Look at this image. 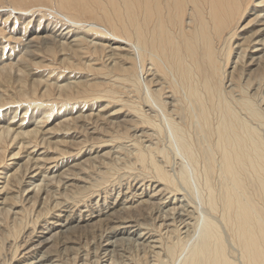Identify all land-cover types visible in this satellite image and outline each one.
Returning <instances> with one entry per match:
<instances>
[{"label":"bare ground","instance_id":"bare-ground-1","mask_svg":"<svg viewBox=\"0 0 264 264\" xmlns=\"http://www.w3.org/2000/svg\"><path fill=\"white\" fill-rule=\"evenodd\" d=\"M250 1L252 0L56 1V17L77 29L96 35V39L88 40L85 38L88 36L74 34L75 41L86 44L88 47L85 48L91 54L108 56L111 62L110 66L96 68L88 60L74 64L71 60L67 62L63 59L60 66L63 64L65 68L72 70L83 69L92 74L96 72L98 76H111V79L59 84L51 83L48 77L32 79L29 83L15 77L18 86L13 88L12 98L25 102L40 101L37 106L40 115L37 118L28 117L30 125L23 126L25 118L18 120V125L13 124L14 113L9 123L5 122L0 126V166H5L6 152L13 146L16 151L11 152V157L19 156L29 147L45 146L48 151L45 148L47 153L36 158L27 157L26 163L29 162L30 166L25 167V172H32L27 183L31 190L22 189L14 197L6 196L2 202L0 264H11L22 251H26L22 256L23 260L31 261L35 259L34 254L37 256L49 243H57L56 239L63 238L66 233L68 235V232L84 227H98L104 221L101 217L115 216L120 211L130 213L132 217L146 216L150 223L140 224L132 218L133 220H122L127 223L126 227L118 225L103 229L104 232L110 231H107L97 246L99 264H115L112 254L117 245L126 243L128 246L133 245L140 257L133 259L135 262L127 257L126 262H119L121 264H166L164 262L167 260L164 258L169 259L172 264H264V31L256 30L250 35L245 33L250 24L264 23V0H255L254 6L249 10L253 12L248 16L251 19L241 25ZM60 11H74L83 21ZM50 31L44 29L41 33L43 36L40 32L32 31L25 38L27 44L42 43L43 52L49 55L57 54V47L63 52L66 46L72 49V56L78 55L73 49L74 44L73 47L70 45L72 42L67 43L62 34L61 37L55 36ZM258 32L260 37L256 36ZM56 38L59 40L56 41ZM101 38L105 42H100ZM61 39L63 42H60ZM109 42L114 48L107 46L106 43ZM29 45L25 46V52L18 53L16 61L0 64V82L10 84L11 76L24 75L26 67L22 63L30 57ZM106 47L109 49L106 50L109 51L108 55L105 53ZM118 51H126V54ZM127 52L133 53L132 56L128 57ZM118 55L125 58L124 62L128 61V67L123 63L118 64ZM52 80L56 81L55 78ZM164 80L168 81V92H164L161 87L164 86ZM158 85H161L159 89ZM118 88L124 91L127 99L118 97ZM1 90L7 93L5 88ZM53 92L58 94L59 99L64 98L58 110L71 102L72 107L68 112L72 111L73 105L85 104L86 100L94 101L95 104L105 99L106 106L100 104L102 110H106L110 103L116 104L118 109L108 117L104 118V115L97 113L96 120L91 121L93 114L88 113L84 120L95 124L91 134L96 131L108 133L113 128L118 129L119 137H110L108 141L86 137L84 141L72 145L78 147L74 153L58 149V143L50 151L51 142L46 135L51 130L69 131L71 126L74 129L76 127L75 118L64 116L63 120L62 117L56 118L59 121L54 124V129L42 132V125L50 119L55 108L48 107V103L43 104V100L53 98ZM123 110L127 112L125 115L121 114ZM28 111L29 109L23 110L22 115L25 117ZM119 114L121 115L118 116ZM99 118L105 122L104 126L97 125ZM131 127L134 128L133 135L130 134L132 138H129ZM145 127L155 135L154 144L144 146L139 141L140 137L149 138L152 135H146L144 131L139 136L135 134V130ZM87 132L85 130L86 134ZM157 133L168 136V149L159 147ZM40 134L42 136L39 139ZM118 140H127L129 143L119 148L125 154L123 166L115 168L107 167L106 164V172L98 171L103 176L91 185L97 191L110 175L108 172L122 169L124 176L133 174L135 184L132 187H127L125 192L118 194L120 196L117 195L112 203H106L104 199L98 210L95 209L97 206L90 208L87 215H58L38 231L35 229L36 222L32 221V226L27 227L29 222L22 215L26 210L25 204L33 209L38 199L45 205L47 200L57 195L68 198V192L72 189H75L72 190L74 193L80 192L75 196L80 201H90L94 195V191L81 192L85 189L79 184L85 183V178L72 173L71 168L95 162L100 156L96 154L93 158L79 160L71 166H68V160L59 165V157L68 155L72 161L77 160L85 146L92 149ZM48 152L51 153L50 156ZM177 158L178 163L173 164L177 169H171V160ZM115 160L122 162L123 159L118 156ZM50 164L54 166L46 167ZM19 168L9 175L1 190H5L10 181L16 178ZM69 177L74 178L68 179ZM146 178H150L147 184L143 183ZM69 180H73L71 185H68L71 182ZM53 184L57 188L63 184L62 191H50ZM27 191V195L23 196ZM181 191L183 196H169L172 192ZM95 197L98 199L97 195ZM141 197L147 199L140 201ZM8 201L10 205H7ZM16 203L22 208L20 212L13 213ZM118 207L120 209L116 210ZM111 211L113 212L109 215ZM18 215L20 216L17 218ZM27 228L30 231L25 233ZM43 234L50 236L45 238ZM36 237L38 240L34 241ZM55 246L57 245L53 247ZM61 247L62 250L55 255L41 254L36 262L23 263L65 264L64 261L67 260H62L60 254L68 253L74 248ZM6 251L10 253L8 258ZM84 256H72L70 261L85 264Z\"/></svg>","mask_w":264,"mask_h":264},{"label":"rangeland","instance_id":"rangeland-1","mask_svg":"<svg viewBox=\"0 0 264 264\" xmlns=\"http://www.w3.org/2000/svg\"><path fill=\"white\" fill-rule=\"evenodd\" d=\"M56 1L57 0H0V64L8 63L10 60L16 61L18 59V53L21 54L22 52L26 51L24 48H25V46L29 45V44H27L28 41H26V39L28 38V36H30L32 31H35L36 33L40 32V34H41L44 29L46 31L51 30L50 32L55 36H60V34H62L61 36L64 37V39H63L64 41H66L67 43L72 42L70 44L72 47L74 44L73 49L79 55V56L78 55L72 56L71 55L72 49H70V47L67 48L66 46H65V49L63 52L60 51L59 47H57L56 48L57 54H55V55L50 54L49 55L48 53L43 52L44 50L42 48V43L36 42V43L30 44L29 45V47H30L29 50L31 51L30 57H27V61H24V63H22L23 66L26 67V69H25L26 71H25L24 75L11 76L12 78L9 79L10 84H6L5 82L4 83L0 82V84H1L0 90L3 88H5L7 90L6 91L7 93L2 92V90L0 91V99H1L0 104H2V105H0V107H1L0 108V126L4 125L5 122L9 123L11 121L10 119L14 115V113H15V118L12 120L13 124L18 125L20 123V121H18V120L25 118L23 121V126H27V125L29 126L30 125L29 123H31V122L30 121L27 122L28 117L32 116V117L37 118V116L40 115V112H38V109H37V106L40 104V101L28 100L25 102L22 100L18 101L17 99L12 98L13 93H14V92H12V90L14 87L18 86L16 84L17 78H21L24 82L29 83L32 81V79H37L39 77H43V78L48 77L49 81H51V83L58 82L59 84L60 83L61 84H64V83L75 84L76 82H84V81L97 82V81H105L106 78H108V80L111 79L110 78L111 76H107L106 78H105V75L104 76L103 75L98 76L96 72H94L92 74L91 72L83 70V69L72 70V69L65 68L63 64L60 66V61H62L63 59L66 60L67 62H69L71 60L72 62H74V64H76L79 61L80 62L91 61V64L92 63L95 64L94 66L96 68H99L102 66H110L111 62H110V60H108V56H104V55L98 56L97 54L96 55L91 54V51L87 50L85 48V47H88L86 44H80V43H78V41H75L76 39L74 37V34H78V36H80V37L81 36L82 37L88 36V37H85L88 40H91L94 38L96 39V35L91 34L90 32H85L84 30L77 29V28H75V26L71 25L69 22H65V21L61 20L60 18L56 17V14H55V10L57 9ZM254 2H255V0L250 1L249 5H248V11H246V15L242 18V20L240 22V24L242 23L241 25H245L251 19V17H248V16L250 14H252L253 12H251L249 10H250V8H252L254 6V4H255ZM50 8H52L53 10H51ZM262 8H264V6ZM60 13L71 14L72 16H74L73 17L74 19H80L83 21V19L80 18V16H78L76 14V12H74V11H69V12L60 11ZM263 29H264V23L255 22L254 24H250L248 27H246L245 33L247 35L249 33V35H250L251 32H255L256 30H259V32H262V31H264ZM239 31H240V29H239ZM259 32L257 33L256 36L260 37L261 35L259 34ZM246 34H245V36H247ZM41 35L43 36L44 34H41ZM89 36H91V37H89ZM57 40H59V39L56 38V41ZM98 40H100V39H98ZM73 41H74V43H73ZM103 41H104V39H102L100 42H103ZM60 42H63L62 39ZM93 42L96 43V40H94ZM106 44H107V46H111V42L106 43ZM111 48H114V46L112 45ZM106 50H109L108 47H106V49H105V53H106V55H108L109 51L106 52ZM118 52H120V51H118ZM120 54L124 55V54H126V51L125 52L121 51ZM132 54L133 53H131V52H129V53L127 52L128 57H131ZM77 56L79 57V59H77ZM116 58L118 59V61H117L118 64L121 65L123 63L124 66L128 67V65H129L128 61L124 62L125 58H122L121 55L116 56ZM34 63H39V64L34 65ZM105 63H107V64L105 65ZM136 64L138 66V61L136 62ZM148 68L149 67H147V69ZM28 74H29V76H28ZM15 77H17V78H15ZM53 78H55L56 81L52 80ZM163 82H164L163 85L166 87L158 85L157 89H159L161 86L163 88L164 92H168L170 90L169 85H168V81L164 80ZM102 88L103 87H101V89ZM121 88H122V86H121ZM127 88H130V87H127ZM122 89H119V88L117 89V91H119L118 97H121L122 99H127L128 97L126 94H124V91ZM128 90H130V89H128ZM8 94L10 96H8ZM131 95H132V93H131ZM131 95H129V96H131ZM52 96H54V97L49 98L50 100L49 99L43 100V104L48 103V105H49L48 107L51 106V107H55V108H54V111H53L50 119L47 122H45L44 125H42V127H41L42 132L45 131L46 129H49V128L54 129V124L59 121V120L56 121V118L62 117L61 120H63L64 116H66L67 118H70V117L75 118L76 119V127L74 129L73 126H71L72 128L69 131H64V130L60 129V130H54V132H53L52 130L51 131L49 130L50 134H47L46 138H50L49 141L51 142V147H52L50 149V151H52V149H54L56 147L55 144L58 143V145H57L58 149L65 151L66 153L71 152V151L74 153L78 147H75L72 145H75L77 143L84 141L86 139V137H89V139L92 138L94 140H101L102 139V140H107V141L109 140L110 137H113V138L119 137L118 129H113V128L109 129L108 133L103 134V132H101V131L100 132L96 131L94 134H91V131H93L92 129L95 127V124H93V122H91V121L96 120L95 119L96 114L97 113L102 114V115H104V118H106V116L108 117V115H111L114 110L118 109V106H116V104L110 103L107 105L106 110H102L101 106L102 105L106 106V104H107V101L105 99L100 100V101L96 102L95 104H93L94 101H89V100L85 99L86 100L85 104L79 103L77 105H73V109H71L72 111L68 112L69 111L68 109L70 108V106L72 107L71 102L66 103L67 104L66 107L64 106L58 110L57 108L61 107V102H62L61 100L64 98L59 99L58 94H55V92H53ZM79 100H83V99H79ZM91 104H93L92 107H90ZM100 104H102V105L100 106ZM21 106H23L22 107L23 109L21 108ZM25 109H29V111H28L27 115L24 117L22 115V112ZM88 113L93 114L92 115L93 118L91 121L90 120L87 121L86 119L84 120V117ZM126 113L127 112L125 110H123V112L121 114L125 115ZM121 114H119L118 116H120ZM102 121H103V119L99 118L97 125L99 124V126H104L103 124L105 122H102ZM13 124H10V125H13ZM139 127H141V126H139ZM84 128L86 131H88L87 132L88 134L85 133ZM104 128H106V127H104ZM133 129H134L133 127L130 128V131L128 132L129 136H130V134L133 135ZM135 131H136L135 134H137V136L141 135L140 134L141 131L146 132V135L147 134L152 135V131H148V128H146V127L137 129ZM47 133H48V131H47ZM163 135L165 136L164 138H163ZM41 136H42V134H40L39 139L41 138ZM91 136H93V137H91ZM131 136L129 138H132ZM167 137L168 136L166 134H158L157 135V144H159L160 148H164L165 150L169 148V139L167 141V139H166ZM149 138H148V136L140 137L139 141H141V143L144 146L149 145V144H154L156 142L155 135H152ZM57 141H59L60 143ZM128 144L129 143H127V140H118L117 142L115 141L114 143L108 142V143L100 144L99 146H97L98 148L93 147L92 149H89L85 146L84 148L86 150L84 148H82L81 153L78 154L77 160H73V161H72V159H69L68 155H63V157H59V160H60L59 165L61 163L65 164L66 160H68V162H70V164L68 166H71L72 164L74 165L75 163H78L79 160H84L85 158L87 159L88 157L93 158L94 156H96V154L100 156V158H98L95 162L90 161V162H86L85 164H83V166L81 165L82 167L78 166L76 168H71L72 173H77V174H79V176H83V178H85L84 179L85 183L81 182L79 184L82 187H84V189H85L81 192L88 193V192L94 191V193H93L94 195L91 197L90 201H88L87 199L86 200L83 199L82 201H80L79 199H77V197H75V196H78L79 195L78 193H80V192L77 191L74 193L73 191L75 189H72L73 191L71 190V192H68V195H70V197L68 196V198H66L65 196L59 197V195H57V196H55L53 198L51 197V199L47 200L45 205L42 204L41 199H38L37 202L35 203L33 209H29L27 204H25L24 208L26 207L25 208L26 210L24 211V213L22 215L24 216L25 221L29 222V225L27 227L32 226L31 225L32 221L36 222L35 229H36V231H38V229L42 226H44V228H45V226H47L51 221H53V218L58 216V215L63 216L64 214H67V213H69L71 216H75V217L80 215V214L81 215H87L89 213L88 211L90 210V208H95L97 206L95 209L98 210L100 208V204L102 205V202L104 199H106V201H105L106 203L114 202V200L118 194L121 195L123 192L126 191L127 187L130 188L135 184V181H133V179H134L133 174L124 176V175H122V174H124L122 169H120L118 172L117 171H110V172H108V174H110L111 176L108 175L107 177L109 178V176H110L111 178H109V179L106 178L104 181H107V183L103 181V184L101 185V187L99 189H97V191H95L96 189H94V187H92L91 184L93 182L99 181L101 179V177L103 175L100 176L98 171H100L102 173L106 172V171H104L105 170L104 167H106V164H108L107 167H115V168H120L123 166L125 154H124V151L120 150L119 148H121L123 145L126 146ZM118 146H120V147H118ZM14 148L15 147L13 146L7 150L6 159H5L6 164H5V166H0V208H1V206H3L2 202H4V198L6 196L7 197H12V196L14 197L18 194L17 192L18 191L20 192V190H22V189H27L28 191L31 190V187H27V185H28L27 183H28V179L32 176V172H29L30 170L29 171L27 170L25 172V167L30 166L29 162H28V164L26 163L28 160L27 157L29 156L28 157L29 159L31 157L36 158L38 155L47 153V151H48V148H46L45 146H38L36 148L29 147L26 151H23L22 153H20L19 156L11 157L10 156L12 154L11 152L16 151V150H14ZM45 148L47 149V151ZM116 148H118V149H116ZM93 151H95V152H93ZM48 153L50 156L51 153L50 152H48ZM87 153H89V154H87ZM85 155H87V156H85ZM47 156H48V154H47ZM118 156L120 159H123L122 162L121 161L117 162L115 160V158H117ZM171 161H172V167L170 166L171 169H177V166L173 165V164L178 163V158L172 159ZM112 164H114V166H111ZM53 166H54L53 164L52 165L51 164L46 165V167H49V168H51ZM18 167H20L19 172H18L19 174L16 175V178H14L13 180L10 181L9 185L7 186V188L5 190H1L3 188V185H5V182L8 179L9 175L12 174ZM63 169H66V167ZM84 170H85V172H84ZM121 175L123 178L120 177ZM73 178L74 177H69L68 179H73ZM149 179L150 178H146L145 180H143V183L147 184L148 183L147 181ZM64 181L65 180H63V182ZM69 181H71V182H68V185L69 184L71 185L73 180H69ZM63 186L64 185L61 184L57 188L56 184H53L52 187L50 188V191H54V189L55 190L57 189V190H59L58 191V193H59L60 191H62L63 188H61V187H63ZM138 186L139 185H137V187ZM28 191L24 192L23 196H26ZM137 193H139V192H137ZM179 193H180V195H179ZM181 193H182V195H181ZM183 194H184L183 191L178 192V193L172 192L171 194H169V196H172V195L176 196L177 195V197H178V196H183ZM96 195L98 196V199L95 197ZM120 195H118V197ZM94 197L96 199H94ZM158 198L159 197H157V200H158ZM53 199H55L56 201H54ZM146 199H147V197H141L140 201H145ZM96 200H98V201H96ZM57 201H58V203H56ZM95 201L97 202V204ZM9 202L10 201L6 202L7 205H10ZM193 206H194V204H193ZM13 207H14L13 213L20 212L19 210H21V208H22V207H20L19 203H16V205ZM101 208H103V206H101ZM118 209H120V207L116 208V210H118ZM112 212L113 211H111L109 213V215ZM128 215L130 218L128 217ZM19 216L20 215H18L17 218ZM13 217H14V215H12V218ZM132 218L138 220V223H140V224L150 223V219H146V218H148L146 216L145 217H142V216L141 217H132V215H130V213L126 214V213L120 211V213L118 215H115V216H110V217L108 216L107 218L101 217L102 221H103V219H104V221L101 222L98 227L97 226L84 227V228L79 229V230L78 229L75 231L72 230V231L68 232V235L66 233L64 235L65 239H64V237L60 238L61 240L56 239L55 242H57V243H53V245H52V243L47 244L43 249H41V252L39 254H37V256H36V254H34L35 259H33L31 261L30 260L25 261V259L23 260L22 256H23V254H25L24 252H26V251H22L21 254L18 255V257L16 258V260L11 262V264H24L26 262L27 263L36 262L39 259V256H41V254L42 255H44V254H47V255H50V254L53 255L54 254L55 255V253L57 254L58 253L57 251L62 250L61 246H65V247L68 246V247L74 248L70 252L68 251V253L64 252V253L60 254L61 255L60 257L62 260H67V261H64L65 264H75L74 262L70 261V259L72 258V256H77L80 254H81V256L85 255L84 256L86 258L85 264H99L100 263L99 262V258H100L99 256L100 255L98 254L97 246L101 243L102 239L108 233L107 231H110V230H107L104 232L103 229H106V227L108 228L109 226L111 228V227L118 226V225L120 227H123V226L126 227L127 223H124V221L122 222V220H125V221H128L129 219L133 220ZM61 219H62V217H61ZM145 226H147V225H145ZM147 227H149V226H147ZM26 230H25V233L29 232L30 228H27ZM39 231H41V230H39ZM43 235H45V234H43ZM49 236L50 235H47L45 238H47ZM37 237H38V234H37ZM37 237L34 238L33 240L34 241L38 240ZM62 241H65L66 243L62 242ZM110 241L111 242L113 241L112 238H110ZM35 244H36V242H35ZM55 244L57 246L53 247ZM117 246L118 247H116V251H115L116 253L114 252L112 254L113 260L115 261V264L116 263L121 264V263H119L120 261L122 263L126 262V260L128 259L127 257H129L128 260L131 259L130 261H132V262H135V260H133V259H135L136 257L137 258L140 257V254H138L139 251L137 252L136 248L133 245L131 246L129 244V246H128V243H126L124 245L120 244ZM59 247H60V249H59ZM46 251H47V253H45ZM131 254H133V256ZM5 255L7 256V258L10 257V253H8V251L5 252ZM20 258L22 261L20 260ZM27 258H29V257H27ZM68 259H69V261H68ZM164 259L167 260L168 262L165 261ZM164 259H163L165 261L164 263L172 264V262L169 259H167V258H164Z\"/></svg>","mask_w":264,"mask_h":264}]
</instances>
